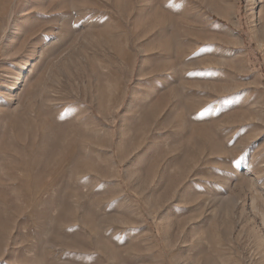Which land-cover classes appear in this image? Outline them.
Listing matches in <instances>:
<instances>
[{
  "label": "rangeland",
  "instance_id": "rangeland-1",
  "mask_svg": "<svg viewBox=\"0 0 264 264\" xmlns=\"http://www.w3.org/2000/svg\"><path fill=\"white\" fill-rule=\"evenodd\" d=\"M0 264H264V0H0Z\"/></svg>",
  "mask_w": 264,
  "mask_h": 264
}]
</instances>
